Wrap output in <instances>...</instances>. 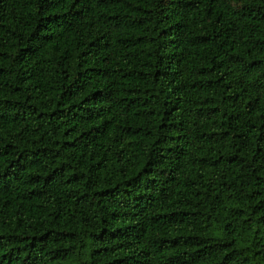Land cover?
<instances>
[{
	"label": "trees",
	"instance_id": "obj_1",
	"mask_svg": "<svg viewBox=\"0 0 264 264\" xmlns=\"http://www.w3.org/2000/svg\"><path fill=\"white\" fill-rule=\"evenodd\" d=\"M0 264H264V0H0Z\"/></svg>",
	"mask_w": 264,
	"mask_h": 264
}]
</instances>
